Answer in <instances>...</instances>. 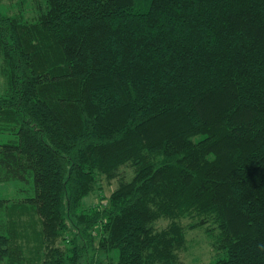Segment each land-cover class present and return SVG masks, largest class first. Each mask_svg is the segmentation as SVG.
<instances>
[{
    "label": "trees",
    "instance_id": "1",
    "mask_svg": "<svg viewBox=\"0 0 264 264\" xmlns=\"http://www.w3.org/2000/svg\"><path fill=\"white\" fill-rule=\"evenodd\" d=\"M0 56V264H183L185 217L264 264V0L0 1Z\"/></svg>",
    "mask_w": 264,
    "mask_h": 264
},
{
    "label": "rangeland",
    "instance_id": "2",
    "mask_svg": "<svg viewBox=\"0 0 264 264\" xmlns=\"http://www.w3.org/2000/svg\"><path fill=\"white\" fill-rule=\"evenodd\" d=\"M1 10L10 14L21 13L24 18L31 19L34 14L37 3H42V0H0ZM2 58L0 56V94L4 92L6 87V76L1 70ZM0 124V129H2ZM12 129V128H11ZM8 130V129H7ZM4 130L0 133V143L16 140L17 136L13 133ZM12 131V130H11ZM131 167L129 165L121 166L115 177L108 179L105 175L97 176V182L94 191L86 196L84 199V204L86 206L105 202L106 197L113 191V189L123 180L128 179L131 176ZM23 187L25 190L28 189V185L23 184L17 180L3 181L0 182V199H7L11 203L13 200L20 199L22 197L30 196L29 191H21L20 188ZM103 196V197H102ZM184 226L185 232V248L179 250L178 254L183 264H208L217 259H222L226 257L224 251L216 250L212 246V242L215 236L218 234L216 227L212 225H206L202 227L191 226L193 219L182 218L179 220ZM210 228V229H207ZM95 238V237H94ZM94 240H97L95 238ZM69 246L68 243L65 244ZM116 251L112 252L114 259L104 257L103 264H116Z\"/></svg>",
    "mask_w": 264,
    "mask_h": 264
}]
</instances>
